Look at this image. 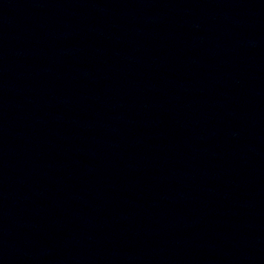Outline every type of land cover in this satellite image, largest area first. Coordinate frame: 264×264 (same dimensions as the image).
Masks as SVG:
<instances>
[{
  "label": "water",
  "instance_id": "95a60500",
  "mask_svg": "<svg viewBox=\"0 0 264 264\" xmlns=\"http://www.w3.org/2000/svg\"><path fill=\"white\" fill-rule=\"evenodd\" d=\"M0 264H242L116 0H0Z\"/></svg>",
  "mask_w": 264,
  "mask_h": 264
}]
</instances>
